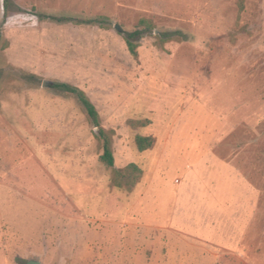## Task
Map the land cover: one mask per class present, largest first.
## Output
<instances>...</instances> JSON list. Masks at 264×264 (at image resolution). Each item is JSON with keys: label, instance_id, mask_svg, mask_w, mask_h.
Returning <instances> with one entry per match:
<instances>
[{"label": "rangeland", "instance_id": "1", "mask_svg": "<svg viewBox=\"0 0 264 264\" xmlns=\"http://www.w3.org/2000/svg\"><path fill=\"white\" fill-rule=\"evenodd\" d=\"M10 4L0 264H264V0ZM142 19L153 30L134 57L125 35ZM55 83L84 91L114 132V167Z\"/></svg>", "mask_w": 264, "mask_h": 264}, {"label": "trees", "instance_id": "2", "mask_svg": "<svg viewBox=\"0 0 264 264\" xmlns=\"http://www.w3.org/2000/svg\"><path fill=\"white\" fill-rule=\"evenodd\" d=\"M10 0H4V6L8 8L10 6ZM41 20H55L57 22H75L74 20L64 19V18H51V17H41ZM153 30V25L147 19L140 20L138 24V29L133 32H127L125 35V41L128 47L130 54L134 57L138 55V48H139V40L143 38L144 33L146 31ZM169 38H163L162 41H168ZM23 78L26 79L28 82H35L39 78L32 74H23ZM53 89L59 90L60 92L74 97L83 107L85 110L88 118L92 122V124L98 128L97 137L102 144L103 154L101 155V161L109 167H114V154H113V142L112 136L114 135L113 131H106L101 127L100 123V116L95 107V105L91 102L88 96L85 94L84 91L80 90L79 88L72 86L68 83H55L52 86ZM135 143L140 151H144L151 147L152 139L148 137L137 136ZM128 169H131L133 172H140L139 168L135 164H131L128 166ZM124 171H116L118 176L124 175Z\"/></svg>", "mask_w": 264, "mask_h": 264}, {"label": "water", "instance_id": "3", "mask_svg": "<svg viewBox=\"0 0 264 264\" xmlns=\"http://www.w3.org/2000/svg\"><path fill=\"white\" fill-rule=\"evenodd\" d=\"M117 28H118V27H117ZM47 83H48V82L45 81V82L43 83V85L46 86ZM29 264H39V262L31 261V262H29Z\"/></svg>", "mask_w": 264, "mask_h": 264}]
</instances>
